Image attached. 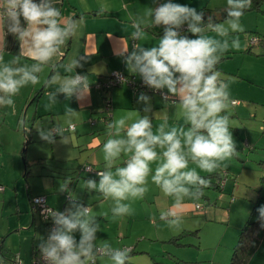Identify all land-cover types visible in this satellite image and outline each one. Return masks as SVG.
I'll return each instance as SVG.
<instances>
[{
  "label": "crops",
  "instance_id": "0c3cea01",
  "mask_svg": "<svg viewBox=\"0 0 264 264\" xmlns=\"http://www.w3.org/2000/svg\"><path fill=\"white\" fill-rule=\"evenodd\" d=\"M167 2L169 0H62V3L56 4L55 6L61 10L62 17H72L78 21L81 15H83L85 18L84 23L78 27L76 34L62 46L61 54L54 56L48 64L43 66V70L37 73L40 82L35 87L37 85L38 87L40 85L43 86L40 89L42 90L41 94L36 96L34 95V91L26 94L24 98L26 100L22 104V111L26 108L25 115L22 113L21 116H17L18 113H16V119H18L16 129L18 134L16 135L18 137L19 133H21L20 122L23 121V118L26 126L27 122H29L32 124V127L36 128H40L38 124L48 125L50 128L56 125L66 128L68 127L67 121L69 120L75 125L74 129L64 132L65 134L72 133L69 138H66V141L72 145L70 146L71 152L67 153L65 150L57 151L53 146L56 144L55 142L49 143L41 139V137L26 143V145L31 143L44 144V147L41 149V159L48 158L66 161L61 166H58V168H61L63 172V176L61 177L62 183L68 181V191L66 192L59 191L61 183H55L57 179L54 180L53 186L40 188L35 186L34 181L33 183L29 181L28 177L30 174L28 165H26L27 170L25 175L27 177L29 200L31 197L45 196L50 207L60 212H65L66 209L72 206V203L90 208L102 229V231H98L96 234L98 245H102L104 242L114 245V242L107 239L110 238L109 235L114 230L116 234L129 233L128 226L123 232V219L130 218L137 213L132 210L130 215L114 218L111 212L112 206L109 204L111 198L106 199L98 190H89L85 187L88 180H94L97 185L99 184V180L83 179L79 175V168L85 156L86 160L83 165H91L93 171H90V174L96 173L97 175H95L100 177L98 172L107 170L103 144L108 139L124 138L127 127L138 118L148 116L152 122L154 134H157L158 126L165 120H167L165 131H169L173 126L188 127L184 121L182 110L178 104L173 105L172 103L173 100H178V98H165L161 94V92L167 94L166 89L159 90L161 91L159 93L146 92L144 88L138 89L128 83L117 86L108 93L96 88L97 82L105 80L113 71L125 73L137 84L143 83L142 78L138 74L129 71L125 63V57L131 53L133 45L136 43L145 48H150L158 43L159 38L163 36V26L148 27L145 38L136 41L131 39V33L134 31L132 22L138 17H143L147 24H151V19L146 15L148 9ZM171 2L187 5L195 8L198 12L203 7H208L212 10H221L227 7V0H171ZM101 5L106 6L108 10L104 15H97V10ZM263 11L251 10L244 13L240 20L244 31L233 33L230 37V39L239 38L240 48L238 50L230 49L227 53L223 54L216 66L217 70L221 73V79L229 84L231 101H237L235 104L232 103L227 110V114L230 116V131L233 137L236 135L237 137L244 138L243 146L249 147L251 151L248 154L245 146L243 147L244 149H241L236 143V150H239V154L236 156L238 160L234 157L224 162L221 168L212 174L200 172V175L203 177L212 175L209 179L213 183L220 181L218 180L220 177H222L221 180H224L221 188L211 185L203 190L201 197L209 200V196H211V200L214 199L215 207L211 206L206 211V215H201L200 212L203 211V208H196V205L199 203L186 197L184 207L180 210L182 223L179 227H169L165 221L160 219V213L172 208L174 198L162 194L160 188L151 181V175L154 174L155 168L162 161L158 160L150 165L152 172L148 177V182L150 181L152 186L157 187V190L159 189L160 191L153 194L158 196L159 199L156 198V201L152 199L148 202L150 212H145L144 218L145 220H149L151 226H153V221L155 223L158 221L156 230L158 227H161L163 230L168 231L171 235L169 241L182 233L183 230H188L190 226L186 222L194 223V221L204 218L209 221H215L216 217H220L221 223L226 224L222 240L226 237L231 240V238H235L236 234L241 231L258 200V190L264 174V162L261 161V165L258 163L264 155V136L261 135L264 125L258 119L264 109ZM223 20L220 22H223ZM7 27L8 21L6 17H0V56H3V63H10L13 57L17 56H20L19 62H22L21 66H31L36 63L20 55L21 42L15 34L7 31ZM183 34L188 35L190 38H195L187 31ZM209 35L213 34L209 33ZM253 38H256L257 42H252ZM123 48H126L127 51L121 54ZM78 58L83 66L71 68L72 60ZM54 74L59 75L61 80L64 77H71L76 74L87 76L90 89L89 94L83 100H78V93L67 97L65 94L57 92L59 83H48L50 77ZM52 92H56L55 102L50 101L48 97V94ZM141 93L150 98L147 103L139 101L138 98ZM105 96H109L112 104L111 121L109 123L102 121V118L106 114L103 111ZM66 108L73 109L75 115L65 116ZM17 111L19 112L20 108ZM122 117L126 119L125 126L123 129H120L119 135H117L116 129L109 128L108 125ZM1 120L0 116V127L6 124L5 119L3 122ZM93 121H95L94 124L92 123ZM10 127H13V124H10ZM24 132H26L25 127ZM25 135H27V132ZM46 144L52 145L50 154L46 153L47 150H43L44 148L47 149ZM82 150L84 151L83 153ZM157 152L159 155L162 153V150L157 148ZM13 154H16V157L12 161L7 160ZM130 155V153H121L120 157L113 162L111 170L114 172V167H117L119 164L125 165ZM258 157L261 158L257 159ZM15 158L17 159V153L10 149L7 141H2L1 139L0 185L3 189L0 190V258L3 263L12 264V260L19 255L24 264H32L39 250L38 245L42 239H47L50 228L48 219L39 217L33 210L32 214L29 212L28 201L26 199L17 195L15 209H12L13 203L12 205L11 203L9 204L12 190L17 189L19 169L20 171L22 169L20 163ZM117 162L120 163L117 164ZM6 166H8V169L5 170ZM189 167H195V165L190 162ZM76 171H78V174ZM197 171L199 172L200 170L197 169ZM76 175H78V179L74 178ZM48 176L51 175L48 174ZM31 187L34 188L35 192H33ZM210 190H215L216 193H209ZM71 191H75V195L78 198L74 202L68 200V196L71 197ZM141 202L143 203L144 201L142 200ZM218 202L224 204L226 207L217 206ZM222 209L224 212L221 211L220 215L216 216L219 210ZM197 230H200V228ZM76 237L79 239V233H76ZM163 240L167 241L168 238H164ZM121 242L123 241L121 240ZM128 247H131L129 256L140 252H148L147 249L137 248L136 245H129ZM155 255H152L155 264L172 263L169 260L168 262L163 261L162 257L165 258L163 254L160 258L157 255L159 261L155 260L157 258ZM130 261L131 259H129L128 264H131ZM96 264H112V261L109 257L98 254ZM224 264L230 263L226 260ZM249 264H264V241L261 242L253 254Z\"/></svg>",
  "mask_w": 264,
  "mask_h": 264
},
{
  "label": "clouds",
  "instance_id": "9594fccd",
  "mask_svg": "<svg viewBox=\"0 0 264 264\" xmlns=\"http://www.w3.org/2000/svg\"><path fill=\"white\" fill-rule=\"evenodd\" d=\"M252 2L227 0L226 18L223 22H215L211 15L205 20L203 11L169 0L148 9L146 15L151 24L143 17L132 22V40H143L148 27L163 26V36L150 48L139 43L133 45V50L125 57L129 71L138 74L151 89H166V98H178L172 103L178 104L188 127L173 126L165 131V120L154 134L151 120L143 116L127 127L124 138L108 139L103 144L107 170L98 172V185L88 180L85 187L96 189L104 198L115 202L111 209L114 218L131 214V206L125 201L144 197L152 172L150 165L161 160L151 181L165 196L174 198V203L170 210L160 213V219L169 227H179L185 198L199 199L203 189L210 186V179L200 172L215 173L224 162L239 154L227 114L234 102L230 99L229 84L221 79L216 66L223 54L240 48L239 38L230 37L244 31L240 20ZM60 3L62 0H0V17H6L7 31L21 42L20 55L36 62L31 66L12 67L11 64L19 63L20 56L13 57L10 63H3V56H0V107L13 106V97L23 87L38 84L37 73L54 56L61 54L62 46L84 23L83 15L78 21L62 17L60 8L55 6ZM107 10L101 5L97 15H104ZM185 25L186 31L195 38L183 34ZM126 51L123 48L121 54ZM82 66L79 58L71 62V68ZM48 83H59L57 92L67 97L78 93V100H83L90 91L88 77L80 74L62 80L54 74ZM48 97L55 102L56 92L49 93ZM138 99L147 103L150 98L141 93ZM74 115L73 109L66 108L65 116ZM125 122L122 117L108 127L115 128L119 135ZM20 123L27 128L23 121ZM67 123L71 129V121ZM37 131L41 139L49 143L54 142V135H63L60 125L49 129L40 127ZM157 148L162 150L159 155ZM121 153L131 155L125 166L116 167L113 172V162ZM190 162L195 167L190 168ZM59 191H68V181L60 184ZM257 211L264 228V206ZM47 217H51L55 226L38 245L43 264H96L98 254L109 257L112 264H128L129 249L114 248L108 242L97 244L96 234L102 229L90 208L72 203L65 212L48 210Z\"/></svg>",
  "mask_w": 264,
  "mask_h": 264
},
{
  "label": "rangeland",
  "instance_id": "374dc122",
  "mask_svg": "<svg viewBox=\"0 0 264 264\" xmlns=\"http://www.w3.org/2000/svg\"><path fill=\"white\" fill-rule=\"evenodd\" d=\"M254 49L257 50L256 47H254ZM21 63L22 62H19L18 64H11V66L19 67L21 66ZM42 88L43 86L41 85L39 87L38 85L37 87H35V85L28 84L25 87H23L16 96L13 97V100H14L13 106L0 107V116L2 118L1 122H3L4 119L6 120V124L0 127L1 128L0 129V140L2 139V141L3 140L7 141L10 149H12L13 152L17 153V159L16 158L15 159L20 163L21 168H22L21 171L19 169V172H20L19 179L15 177L18 182L16 185L17 189L12 190L11 197L9 199V204L11 203L12 205L13 203L12 209H15V199L17 195H19L20 197L28 201V209L31 214H32V203H31L32 197L29 200L27 177L25 175L27 167H28L29 174H30L28 179L31 183H33L34 181L35 186H38L40 188L44 186L50 187L54 185L53 182L55 179H57L55 180L56 181L55 183H58V184L62 183L63 180L61 177L63 176L62 175L63 172L61 168H58V166H61V164H64L66 162V161H58V160L48 159V158L41 159L40 157L41 156L40 154L42 153L41 149L42 147H44V144L42 143H37V144L31 143V144L26 145L27 139L35 140L36 138L40 137L39 132L37 131L38 128L32 127L31 123L27 122V128H25L27 135H25L26 132H24V127L21 126V123H20L21 133H19V137L16 135L18 134V132H16L17 124H18V119H16V117L18 115L21 116L22 113L23 115H25L26 108L24 109V111H22V107H23L22 104L24 100H26L24 99L26 94H28L30 91L31 92L34 91V95H36V93ZM19 108H20V111L18 112L17 110ZM16 113H18L17 116H16ZM258 119L264 125V109L261 112V115L258 117ZM23 122H24V118H23ZM10 124H13V127H10ZM38 125H40L39 127H42L44 129L50 128V126L48 127V125H42V124H38ZM71 134L69 133L65 134L63 132L62 136L54 135V142L56 144H54L53 146L55 147L57 151L65 150L67 153L69 151L71 152L70 146L72 145L69 142H64L65 141L64 139L69 138ZM261 135L264 136V130H261ZM233 138L235 142L237 143V145L240 146L241 149H244L243 148L245 146V145L243 146L244 138L237 137L236 135H234ZM46 145H47V149L44 148L43 150L45 151L47 150L46 153L50 154L51 152L50 148L52 145H48V144ZM245 147H246L245 149H247L246 151H248V154H249L251 150L249 149V147L247 146ZM238 151L239 150H237V152ZM83 152L84 151L82 150V153ZM240 156H242V154H240ZM14 157H16V154L10 155L7 158V160L9 159V161H12ZM85 158L83 159L82 165H80L81 167L76 166L78 168L80 167L79 175L82 176L83 179L90 178V179H95L96 181L100 180V177L96 176L97 175L96 173H95L96 175L95 174L91 175L90 171L83 168L84 161L86 160ZM260 158L261 157H258L257 159H260ZM235 159L238 160L236 156H235ZM262 159H264V155ZM262 159L258 161L260 165L262 164L261 163ZM118 163L120 162H117V164ZM26 164L28 165L27 167H26ZM119 165H117V167L125 166L124 164H121L120 166ZM261 167L263 168V166ZM6 169H8V166H6L5 170ZM76 172L78 174V171ZM48 174L51 176H48ZM55 176H57V178H55ZM75 177L78 179V175L74 176V178ZM31 188L33 189V192H35L34 188L33 187ZM147 188H148V191L145 193L142 199H135V200L130 199L128 201H125V203L130 204L131 209L137 213L131 216L130 218L123 219V222H124L123 232L124 230H126L128 226L129 233L116 234L114 230L113 233L109 235L110 238H107L111 242H114V245H112L114 248L123 249V248H129L128 247L129 245H134V246L136 245L137 248L139 247V248H142V249L144 248L148 250V252H144V253L140 252V253L134 254L133 256L130 255L131 264H155V261L152 258L153 257L152 255L154 254H156L155 256L157 257V258L155 257L156 258L155 260L159 261L157 255H159V258H160V256L163 254L165 258L162 257V260L165 262H168V260L172 261L171 264H220V263L224 264L226 260L228 263L231 262L232 255H233V249L239 240L241 231L236 234L235 238H231V240L228 237L222 240L223 231L226 228V224L221 223L220 217H216L215 221H211V220L209 221L206 218H204L199 221L198 220L194 221V223L186 222L187 225L190 226L188 227V230L189 229L190 230L182 231V232H185V235L181 238L183 240V242L181 241L182 242L181 245L175 242H170L169 237L171 235L170 233H168V231L163 230V228L161 227H158V229L156 230V226H157L156 224L158 223V221L156 223L153 221L152 222L153 226H151L149 224V220L148 219L145 220L144 218V213L150 212L148 208V202L151 201L152 199L154 201L159 199L158 196H155L153 194H156V192L160 191L159 189L157 190V187L152 186V183L150 181L147 184ZM161 193L164 194L162 191ZM209 193L214 194L216 193V191L210 190ZM76 196L77 195H75V191H71V197L68 196V200H72L74 202L76 201V199H78ZM211 198L212 197L209 196V200L204 197H200L199 199H196V202L199 203L203 208V211L200 212L201 215H206V211L211 206L215 207L214 199L211 200ZM110 200L111 201L109 202V204L113 207L115 202L112 199ZM140 200L141 201L143 200L144 202L142 203ZM48 205L50 206L49 203ZM218 205L223 206L224 208L226 207L224 204H221L219 202L217 203V206ZM221 211L224 212L223 209L219 210L216 216L220 215ZM34 213L39 215V217H42L40 212H34ZM198 228H200V230H198L199 232L195 233L194 231L197 230ZM164 238H168V240L164 241L163 240ZM121 240L123 242H121ZM124 245L126 246L124 247ZM213 261H215L216 263Z\"/></svg>",
  "mask_w": 264,
  "mask_h": 264
},
{
  "label": "trees",
  "instance_id": "16d2710c",
  "mask_svg": "<svg viewBox=\"0 0 264 264\" xmlns=\"http://www.w3.org/2000/svg\"><path fill=\"white\" fill-rule=\"evenodd\" d=\"M263 5H264V0H253L251 8H249L245 12L251 11V10L263 11ZM226 8L227 7L223 8L221 10L220 9L219 10H217V9L212 10L208 7H203L200 11H203L205 13V20H206L208 15H211L214 18L215 22H220L221 20L226 18ZM258 42H259V40H258ZM135 88H138V89L144 88V90L146 92H155V93L161 92V91L156 90V89H151L148 86L144 87V86L136 85ZM41 92H42V90H39L36 93V96H39L41 94ZM161 94H162V92H161ZM106 97H109V96H105V98ZM110 118L108 119V123L111 121ZM63 132H65V131H63ZM29 141H30V139H27V143ZM262 162H264V159H262ZM211 176L212 175H208V176H205V178H210ZM221 179H222V177H220L218 180L221 181ZM220 181H218L217 183H213L210 181V186L214 185L215 187L221 188L222 184ZM258 191H259L258 200L253 207V210L250 214L249 219L246 221V223L244 224V226L241 229L239 240L233 249V255H232V259H231L230 264H249L253 254L256 252V250L260 246L261 242L264 241V228L261 227V221L259 220V212L257 211L261 206H264V174L261 178V184H260ZM186 231H189V230H186ZM190 232H192V231H190ZM194 232L197 233L199 231L195 230ZM184 235H185V232H182L179 235H177L176 237H173L170 240V242H175V243L181 245V243H182L181 238Z\"/></svg>",
  "mask_w": 264,
  "mask_h": 264
},
{
  "label": "built area",
  "instance_id": "2783aa9c",
  "mask_svg": "<svg viewBox=\"0 0 264 264\" xmlns=\"http://www.w3.org/2000/svg\"><path fill=\"white\" fill-rule=\"evenodd\" d=\"M186 25L184 26V32H186ZM252 42H257L256 38L252 39ZM119 74V76L117 75ZM121 77L123 79H121ZM124 83H128L129 85L135 87L136 85H140V86H144L147 87V85H145L144 83L142 84H137L133 79H131L129 76H127L125 73L121 72V71H113L110 76H108L105 80H99L96 84V88L103 90L105 92H109L111 89L120 86ZM163 97L166 98L167 94L162 93ZM235 104L237 101H233ZM111 110H112V104H111V100L109 97H106L104 100V105H103V111L106 113L105 116L103 117V120L108 123V119L111 117ZM73 125V124H72ZM75 128V125H73V127L70 129L69 127L63 128V131H68V130H72ZM86 170L88 171H93V168L91 165H86L84 167ZM221 184H224V180L220 181ZM3 187L0 185V190H2ZM31 203H32V210L35 212H40V214L42 215V217L44 219H48L49 222V228L50 230L55 226L53 224V221L51 219V217H47V211L48 210H54L52 207H50L47 203V198L45 196H35L32 197L31 199ZM197 209H202V206L200 204L196 205ZM129 249V251L131 250V248H127ZM0 264H5L2 262L1 258H0ZM12 264H24L23 260L21 259V257L19 255H17L13 260H12ZM32 264H43V261L41 259L40 256V251L38 250L33 263Z\"/></svg>",
  "mask_w": 264,
  "mask_h": 264
},
{
  "label": "water",
  "instance_id": "95a60500",
  "mask_svg": "<svg viewBox=\"0 0 264 264\" xmlns=\"http://www.w3.org/2000/svg\"><path fill=\"white\" fill-rule=\"evenodd\" d=\"M93 124L95 123V121L92 122Z\"/></svg>",
  "mask_w": 264,
  "mask_h": 264
}]
</instances>
